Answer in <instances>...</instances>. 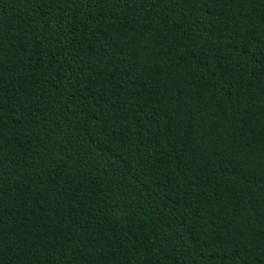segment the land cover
<instances>
[{
	"label": "trees",
	"instance_id": "1",
	"mask_svg": "<svg viewBox=\"0 0 264 264\" xmlns=\"http://www.w3.org/2000/svg\"><path fill=\"white\" fill-rule=\"evenodd\" d=\"M0 264H264V0H0Z\"/></svg>",
	"mask_w": 264,
	"mask_h": 264
}]
</instances>
